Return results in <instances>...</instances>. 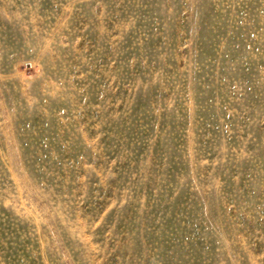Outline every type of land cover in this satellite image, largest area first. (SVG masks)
I'll list each match as a JSON object with an SVG mask.
<instances>
[{
  "label": "rangeland",
  "instance_id": "374dc122",
  "mask_svg": "<svg viewBox=\"0 0 264 264\" xmlns=\"http://www.w3.org/2000/svg\"><path fill=\"white\" fill-rule=\"evenodd\" d=\"M0 264H264V0H0Z\"/></svg>",
  "mask_w": 264,
  "mask_h": 264
}]
</instances>
